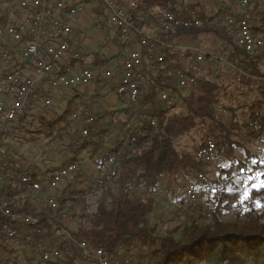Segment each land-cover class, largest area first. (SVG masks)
Segmentation results:
<instances>
[{
    "label": "trees",
    "instance_id": "trees-1",
    "mask_svg": "<svg viewBox=\"0 0 264 264\" xmlns=\"http://www.w3.org/2000/svg\"><path fill=\"white\" fill-rule=\"evenodd\" d=\"M174 2L175 0H151L146 2V6L188 14L178 10ZM231 11L232 9L227 7L221 8L214 15L202 13V24L179 27L173 32L162 34L161 37L171 39L177 36L213 34L232 45L227 60L243 70L245 75L242 81L247 84L259 82V95L252 101L250 118L243 122L249 138L257 141V152L246 148L245 159L235 158L234 148L241 147L238 141L232 139L238 125L233 121L227 125L219 118L217 105L221 100V88L217 82L208 78L202 79L193 90L184 94L176 86L173 77L162 74L154 76L158 84L173 87L184 104L183 110L170 113L168 109H155L156 92L150 89L139 102L142 107L148 106L146 109L139 107L134 110L131 104L124 111L130 118L136 117L137 126L127 128L126 136L117 140L111 147L101 151L104 141L102 134H112L113 127L101 129L98 140L93 139L95 132H91L89 136L83 137L80 144L71 146L75 154L89 149L92 157H97L99 170L104 171L103 182L97 185L98 188L104 187L108 181L116 186L115 190L109 193V203L100 201L96 211L87 218L88 224L80 226L77 232H72L75 238L87 240L109 252H117L119 249L130 251L137 246H145L150 250L146 256L149 258V264H264V209H258L255 204L257 200L264 203V71L261 66V54L249 53L235 46L234 38L221 24L224 15ZM100 12L107 18L105 11ZM231 13L230 15H241L240 12ZM246 13L254 23L255 32L264 33V4L253 0ZM0 22L6 21L0 19ZM84 56L85 53L71 57L69 62L61 65L60 73H69ZM95 63L97 67L103 65L99 60ZM34 97L35 95L31 96L30 102ZM71 104L73 102L56 117H40L35 133L49 137L54 142L61 140L65 133H69L72 124ZM105 116L106 114L101 115L103 118ZM28 118L27 110L18 117L13 127L23 130ZM152 119L156 120V124H152ZM207 121H210L208 138L213 139L217 145L214 158L224 155L229 159V164L222 168L218 178H208L206 174L201 184L210 186L212 194L206 199L202 196V202L198 205L202 211L201 215L193 217L190 223L178 228V231L182 229V237L175 236L176 230H170L160 236L156 232V226L150 223V216L156 204L155 195L160 190V180L164 176L178 178L182 173L193 174L196 178L198 172L206 173L205 165L208 164L196 159L195 152L181 153L174 144V138L188 134L199 123L204 124ZM120 122L121 120H118V123ZM31 123H34V119ZM10 133L5 130L2 135L8 136ZM205 141L199 144L196 150ZM111 158L114 159L113 164L110 163ZM77 159L75 155L66 162H75ZM249 160L256 162L249 165ZM11 169L15 177L6 176L4 172L0 180V202H7L13 212L23 211L41 217L38 226L43 232L39 235L37 226H29L28 232L32 237L52 235L55 225L64 226L72 213L70 217L76 215L77 206L81 204L85 191L66 188L67 191L63 192L60 202L61 208L66 209L65 212L53 210L50 206L43 205L44 203H37L38 206L34 200L36 197L32 198L33 202L30 196L24 195L29 188L22 182L21 175L26 170L12 164ZM53 169H47L45 177H48ZM107 175L112 178H107ZM224 175H228L234 182L233 191L227 190L221 183ZM37 176L35 173V179ZM129 188L144 189L150 195L145 198L137 196ZM204 194L202 191V195ZM69 201L72 203L69 204ZM226 213H233L234 218L226 220L223 217ZM51 214L55 216L51 217ZM9 222L17 227L21 226L19 222H14L0 212V254L3 255L0 257V264H8V256L17 257L16 250L5 244L3 226ZM59 247L62 255L55 261H45L47 264H75L77 258L82 259L83 254L78 246ZM27 259L32 262L31 258Z\"/></svg>",
    "mask_w": 264,
    "mask_h": 264
},
{
    "label": "built area",
    "instance_id": "built-area-1",
    "mask_svg": "<svg viewBox=\"0 0 264 264\" xmlns=\"http://www.w3.org/2000/svg\"><path fill=\"white\" fill-rule=\"evenodd\" d=\"M120 1L99 0L100 9L106 12L120 37V60L115 67V72L120 77L117 79V95L130 104H138L147 91L154 89L155 109L172 111L178 94L173 87L155 82L154 76L162 74L173 77L176 86L186 94L206 78V71L202 66L206 52L202 46L180 42L179 36L171 39L161 36L179 27L202 24L200 14L191 11L183 15L160 7L148 8L146 2L151 0H125L127 5H122ZM237 1L243 8L253 0ZM257 1L264 4V0ZM85 7V0H0V18L6 21L0 22V142L5 137L2 134L6 128L10 124L14 125L18 117L28 110L32 95L44 97L47 93L45 103L49 105L56 90H75L99 78L107 80L106 78L113 76L107 66L97 68L93 61L81 65L75 73H60L61 65L69 62L71 57L80 55L74 54V49L65 38L77 32L72 19L83 12ZM221 24L234 38L235 46L249 53L261 54L264 64V33L255 32L254 23L246 12L242 11L238 16L228 15L221 20ZM231 49L232 45L229 44V52ZM223 55L219 56V60L226 61L227 57L224 58ZM58 62L62 64L57 66ZM231 65L235 67L232 63ZM242 74L245 75L243 70ZM237 80L241 81V78L238 77ZM217 110L219 113L226 112L219 107ZM71 119L79 121L83 136H89L95 130L96 116L90 114L82 103L73 106ZM117 122L118 118L112 116L111 123ZM152 124H156L155 119H152ZM216 150L215 141L208 138L195 151V157L204 163H210L214 160ZM110 163H114L113 158ZM3 164L6 176L15 177L8 161L4 160ZM25 170L21 180L28 186L27 191L36 194L43 192L44 205L56 211H65L60 205L62 197L58 189L64 182L77 176L80 170L78 162H63L48 177L44 175L45 178L38 174L35 179L33 170ZM205 177L206 173L201 171L194 180L188 182L183 196L185 203L196 205L201 201L202 191H212L210 186H202ZM107 178L112 177L107 175ZM102 182V177L97 179V183ZM221 183L227 190L235 189V184L228 175L222 176ZM129 190L144 198L150 195L144 189ZM0 212L21 224L17 227L9 222L3 226L6 243L14 248H21L24 237L22 231L25 228L37 226V233L40 235L43 232L38 226L41 220L39 216L23 211L13 212L7 202H0ZM54 216L55 214H51V217ZM52 235L55 237V246L45 251L43 248L38 250L43 261L58 259L62 255L59 245H64L69 248L78 246L94 260V264L134 262L132 254L109 252L87 240H79L61 224L55 225ZM31 238L39 245L45 241L42 236Z\"/></svg>",
    "mask_w": 264,
    "mask_h": 264
},
{
    "label": "rangeland",
    "instance_id": "rangeland-1",
    "mask_svg": "<svg viewBox=\"0 0 264 264\" xmlns=\"http://www.w3.org/2000/svg\"><path fill=\"white\" fill-rule=\"evenodd\" d=\"M85 4V11L90 14V16L97 13L96 9L98 7L99 0H85ZM174 5L180 11H182L183 7H186L191 10L195 9L198 13L201 11L203 14L206 12L213 15L215 11L218 9L220 10V6L222 5H225L226 8H231V12L239 11L242 13L243 11L245 13L248 11L251 4L241 8L237 0H175ZM231 12L224 16L226 17L232 14ZM72 21L77 32L65 39L70 42L75 55L84 53H89V55L82 59V63L77 62L69 73H75L81 65H86L88 62H92L93 60L95 61L93 54L94 52H98L103 58H109L108 65L106 66L111 70L113 76L106 78L108 85L107 83L94 81L89 85L80 86L77 89L78 91L67 88H61L60 90L62 91V97L64 96L68 100L74 99L75 94H77L79 97H76L74 100L75 103L80 101V99L86 100L89 94H98L100 89L105 90L104 93L101 94L100 92V94L96 95L97 98L95 99L96 101L94 102V106L99 112H106L107 114L105 117L107 119H111L112 116H116L118 120H121V122L109 124L108 128L110 129L113 127L114 131L112 134L107 133L105 134L106 137H102L104 141L102 143L103 145L101 147V151H103L105 148L111 147L123 136H126V129L136 127L137 121L136 117L133 116L130 118V115L124 112L131 104L117 96V79L120 77L115 72V66L119 63L120 58L112 53L113 48L110 45L102 44L96 39L92 41L93 35L88 34L94 33L97 35L100 31H102L99 29L100 24L92 23L88 17H81L80 14L73 17ZM106 30L107 28H104V33ZM89 38L91 41H88V44H83L84 41L87 39L89 40ZM80 40H82L83 43H81ZM189 41L192 43L191 45H201L206 50L207 54L205 55V61L202 66L205 68V71L208 66L212 67V71H206V78L211 79L220 85L221 89L219 91V97L221 100L217 107L226 110L225 113L223 112L219 114V118L227 125H230L232 121L238 125V128L234 130L232 139L238 141L241 147H235L233 153L235 158L245 159L246 155L244 153V149L248 148L257 152L258 147L257 141L249 138L247 131L243 126V122H247L250 118L252 101L259 95V82L255 81V83L247 84L246 81H242L244 79V75L241 73L242 70L240 71V68L236 66H230L231 62L227 60V55H223L224 52H228V44L218 36L205 34L191 37L189 38ZM221 54L224 58L227 57L226 61L224 59H218ZM220 61L223 63H219ZM217 63H219L217 65L219 69L216 67ZM61 64V62L56 63L57 66H60ZM220 68H224L225 71L220 73ZM238 77L241 78V81L237 80ZM44 97L36 99L37 101L39 100V103L42 105L33 104L31 113H29L33 116L28 118L23 130L13 127V124H10L8 128H6L11 133L8 136L5 135L0 142V180L4 175V160L8 161L10 165L12 164L16 167L23 166L25 169L29 168L30 170H33V172L41 175L42 178H45V172L51 166H54L52 168L58 167L61 163H63V161L71 159L76 155L78 157L77 162L80 169L77 174L78 176L74 179L68 180L66 183H63L58 189L60 197L64 195V191H67L66 188H74L86 192L81 204L77 206L75 212L76 215L70 217L73 215L72 213L69 216L67 223L64 225L65 228L72 234V232H77L80 226L88 224L87 218L96 211L100 201H106L109 203V193L110 191H114L116 186L108 181L104 187L98 188L97 185L99 183H97V179L103 177L104 171L99 170L96 162L97 157L95 156L93 158V155L91 154L92 152L89 149L81 151L77 154L72 151L71 146L80 144L84 139L80 133V127L76 128L77 126H75H79V121H76L75 123L72 121L69 133H65L61 140H57L55 142L51 141L49 137L46 138L38 133H35L37 123L40 121V116L51 118L57 115L55 112V106H53V104L47 105L45 103L46 94H44ZM68 100L63 107L57 106L59 111L61 108L62 110L65 109ZM56 102L58 103L57 100ZM71 105L73 107V104ZM132 105L134 110H137L139 107L142 109H146L148 107H142L140 103ZM183 108V102L176 95V103L174 105V109L170 111V113L181 111ZM136 114L140 115L139 112H136ZM231 114H233V116H231ZM33 119L34 123L32 124L31 122ZM209 124L210 121H207L204 124L199 123V125L188 134L174 138L176 148L181 153H194L196 147L208 139ZM97 133L99 134V131ZM252 163L253 160L248 161L249 165ZM228 164L229 159H227L226 156L222 155L220 157H215L212 162L205 165L207 177L212 179L218 178L222 168ZM194 179L195 175L182 173L178 178H175L174 176H164L160 180V190L155 195L156 204L154 212L150 216V223L156 226V232L158 235L162 236L170 230H176L174 234L177 238H180L182 237L180 232L182 229L178 231V228H182L186 224L190 223V220L193 217L201 215L202 211L199 210L198 205L202 201L196 205H189L183 201L186 185ZM211 194L212 191L201 196H203V199H206L208 196H211ZM24 195L30 196V199L36 197V199L34 198V200H36V204L44 203L45 196L43 192L36 194V192L27 191ZM34 200L32 199L33 202ZM223 217L226 220H230L234 218V214L226 213ZM202 218L204 220L203 216ZM28 231V228H25L22 231V233H24V237L21 248H14L8 245L5 241V244H7L9 248L16 250L15 254L18 257L17 258L14 255L8 256V264H47L41 259V255L38 250L43 248V251H45L49 247L55 246L54 235L48 234L47 236H43L45 241L39 245L36 241L32 240V235L29 233L30 231ZM81 252L83 254L82 259L77 258L75 264H94L93 259H91L83 251ZM118 252L132 254L134 259L132 264H149V258L146 256L150 250L145 246L140 245L130 251L126 249H119ZM1 256L3 255L0 254V257ZM27 258H31L32 262L28 261Z\"/></svg>",
    "mask_w": 264,
    "mask_h": 264
},
{
    "label": "crops",
    "instance_id": "crops-1",
    "mask_svg": "<svg viewBox=\"0 0 264 264\" xmlns=\"http://www.w3.org/2000/svg\"><path fill=\"white\" fill-rule=\"evenodd\" d=\"M120 3L123 5V4H126L127 2H125V0H121L120 1ZM127 5V4H126ZM228 6V5H227ZM199 7V6H198ZM237 7V6H236ZM101 8V5H100V3L98 4V7H97V9H96V11H97V13L96 14H94V15H92V16H90V14H88V13H86V11L84 10L83 12H81L80 13V16L82 17H88L91 21H92V23H96V24H100V30H102V31H100L97 35H95L94 33L93 34H91V33H88L89 35H93V37H92V41L93 40H97V41H99L100 43H102V44H107V45H110L112 48H113V51H112V53L115 55V56H117L118 58H120V37H119V35L117 34V32H116V28L113 26V24L111 23V21H110V19L109 18H104L103 16H102V12H100V9ZM221 8H226V6L225 5H222V6H220V9ZM182 11H186V13H190L191 11H196L195 9H189V8H186V7H183V9H182ZM219 11V9L217 10V11H215L214 13H213V15L215 14V13H217ZM196 12H198V11H196ZM239 12V11H238ZM206 15H212V14H208V13H206V12H204ZM199 14H202L201 13V11H199ZM96 17V18H95ZM79 23V22H78ZM106 25H107V27H106ZM104 28H107V30H106V32L104 33ZM100 37H99V36ZM202 35H205V34H202ZM210 35V34H209ZM198 36H201V35H198ZM75 38H76V36H75ZM189 38H191V37H186V36H184V37H182V36H179L178 37V40L180 41V42H182V43H184V44H187V45H191L192 43L189 41ZM88 41H91V39L89 38V40L87 39L86 41H84V43L82 42V40H80V42L81 43H83V44H88L89 42ZM194 46H201V45H194ZM203 49L205 50V48L203 47ZM227 49H229V44H228V46H227ZM228 52H224L223 54H226V55H228V53H229V50H227ZM205 52H206V50H205ZM86 54V56L87 55H89V53H85ZM207 54V53H206ZM97 55H98V58H97ZM222 55V54H221ZM85 57V56H84ZM83 57V58H84ZM93 58L95 59V61H94V64H96L95 62L96 61H100V63H102L103 65L102 66H106V65H108V60H109V58H103L101 55H100V53H98V52H94V54H93ZM219 59V58H218ZM104 62V63H103ZM81 63H82V61H81ZM219 63H223V62H219ZM219 63H217L216 64V67H218L217 65L219 64ZM221 65V64H220ZM102 66H100V67H102ZM117 66V65H116ZM115 66V67H116ZM230 66H232L231 64H230ZM261 66H262V70L264 71V64L262 63L261 64ZM100 67H97V68H100ZM218 69H219V67H218ZM207 70H209V72L210 71H212L213 69H212V67H207L206 68V71ZM222 71H225V69L224 68H220V73H223ZM240 71H241V69H240ZM242 73V72H241ZM102 82V83H107L106 82V80H102V79H98V80H96L95 82ZM107 85H108V83H107ZM79 88V87H78ZM77 88V89H78ZM77 89H75L74 91H78ZM100 92H101V94L102 93H104L105 92V90H103V89H100ZM100 92H98V94H100ZM47 94V93H46ZM98 94H89L88 96H87V98H86V100H83V99H80V101H78L77 103H82L83 105H84V107H85V109L90 113V114H94L95 116H96V119H97V123L95 122L94 123V127H95V130L94 131H92V132H98V131H100L101 129H106V128H108V126H109V124H111V119H107L106 117H104V119H103V117H101V115L102 116H104L105 114H107L106 112H99L98 111V109L94 106V102L96 101L95 99L97 98V96L96 95H98ZM118 96V95H117ZM43 96H41V95H35V97H34V99L31 101V105H30V107L31 108H29L28 109V112L29 113H31V109H32V106H33V104H37V105H42L41 103H39V100L37 101L36 99L37 98H42ZM76 97H79V96H77V94H75V97H74V99H66L64 96L62 97V91L61 90H56V92L54 93V95H53V98H52V104H53V106H55V112H56V116H58V115H60L61 113H63L64 112V110L66 109V107H67V105L70 103V102H73V106L76 104L75 102H74V100L76 99ZM119 97V96H118ZM119 98H121V97H119ZM79 99V98H78ZM121 99H123V98H121ZM36 100V101H35ZM56 100L58 101V103L56 102ZM67 100H68V103L66 104V107H65V109L64 110H62V108H61V110L59 111V109L57 108V106H60V107H63L64 105H65V103L67 102ZM124 100V99H123ZM35 102V103H34ZM59 113V114H58ZM30 116H33L32 114H29V118H30ZM56 116H54V117H56ZM40 117H45V116H40ZM45 118H47V117H45ZM51 118H53V117H51ZM99 118V119H98ZM50 119V118H49ZM102 119V120H101ZM72 121H74V123L76 122L75 120H72ZM75 126H77L76 128H78L79 126L78 125H75ZM81 133V132H80ZM94 134L93 135V139H96V140H98V138H99V134L97 133V134ZM116 133V132H115ZM81 135H82V133H81ZM103 136H105L106 137V135L105 134H103L102 135V137ZM82 137H84L83 135H82ZM68 160H70V159H68ZM68 160H66V161H68ZM66 161H63V162H66ZM62 164V163H61ZM52 167H54V166H51L50 168H52ZM57 167H55L54 169H56ZM53 169V168H52ZM46 173V172H45ZM64 183H66V182H64ZM41 204V203H40ZM44 205V204H43Z\"/></svg>",
    "mask_w": 264,
    "mask_h": 264
},
{
    "label": "snow or ice",
    "instance_id": "snow-or-ice-1",
    "mask_svg": "<svg viewBox=\"0 0 264 264\" xmlns=\"http://www.w3.org/2000/svg\"><path fill=\"white\" fill-rule=\"evenodd\" d=\"M256 161H253V163H255ZM229 191H231V189H229ZM255 204H256V207L258 208V209H264V203H262L261 201H256L255 202ZM248 209H246V211H247Z\"/></svg>",
    "mask_w": 264,
    "mask_h": 264
},
{
    "label": "bare ground",
    "instance_id": "bare-ground-1",
    "mask_svg": "<svg viewBox=\"0 0 264 264\" xmlns=\"http://www.w3.org/2000/svg\"><path fill=\"white\" fill-rule=\"evenodd\" d=\"M53 103V102H52ZM52 103L51 104H49V105H52Z\"/></svg>",
    "mask_w": 264,
    "mask_h": 264
}]
</instances>
